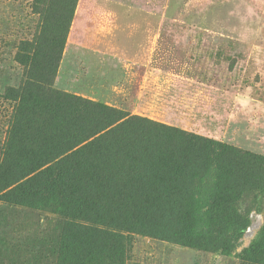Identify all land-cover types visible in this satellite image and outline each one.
<instances>
[{
    "label": "rangeland",
    "instance_id": "1",
    "mask_svg": "<svg viewBox=\"0 0 264 264\" xmlns=\"http://www.w3.org/2000/svg\"><path fill=\"white\" fill-rule=\"evenodd\" d=\"M70 1L52 0L51 38ZM35 4L0 0V159L23 77L17 54L41 33ZM54 87L264 157V0H79ZM247 206L232 237L210 234L199 207L163 206L164 236L124 233L126 263L264 264V198ZM57 217L0 203V264H61L71 229Z\"/></svg>",
    "mask_w": 264,
    "mask_h": 264
},
{
    "label": "trees",
    "instance_id": "2",
    "mask_svg": "<svg viewBox=\"0 0 264 264\" xmlns=\"http://www.w3.org/2000/svg\"><path fill=\"white\" fill-rule=\"evenodd\" d=\"M34 2L42 28L17 54L23 77L1 152L0 203L64 221L71 236L61 264H127L124 233L164 236L159 210L169 204L180 216L193 207L211 215L210 234L244 229L251 209L241 203L264 198V157L56 89L79 0L55 38L52 0Z\"/></svg>",
    "mask_w": 264,
    "mask_h": 264
}]
</instances>
